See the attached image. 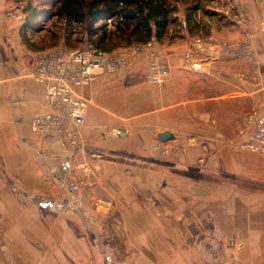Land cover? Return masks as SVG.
<instances>
[{
  "label": "crops",
  "instance_id": "1",
  "mask_svg": "<svg viewBox=\"0 0 264 264\" xmlns=\"http://www.w3.org/2000/svg\"><path fill=\"white\" fill-rule=\"evenodd\" d=\"M4 4L0 0V170L13 178L6 183L0 176V264H99L91 225L105 236L115 234L120 245L108 251H115L120 264H264V174H248L259 186L201 182L195 199L187 182L177 184L171 176L160 182L163 165L154 150L162 131L196 136L206 145L191 146L170 165L242 176L233 159L246 155L225 140L238 128L242 111L264 94L255 81L238 76L252 69L249 60L200 54L185 62L195 38L184 31L154 43L169 74L153 82L149 50L142 46L131 66L77 87L87 109L81 149L72 152L54 132L31 130L32 118L46 111L44 84L28 74L38 47L22 40L19 26L5 18ZM208 31L221 39L215 27ZM256 48L264 49V43ZM200 61L198 69L185 64ZM112 129L121 134L109 135ZM202 155L204 168L198 163ZM80 165L104 170L93 193L112 196L114 213L90 212L61 187L69 170ZM150 170L152 181L128 175ZM79 206L80 213L74 209ZM198 237L200 251L194 248Z\"/></svg>",
  "mask_w": 264,
  "mask_h": 264
},
{
  "label": "rangeland",
  "instance_id": "2",
  "mask_svg": "<svg viewBox=\"0 0 264 264\" xmlns=\"http://www.w3.org/2000/svg\"><path fill=\"white\" fill-rule=\"evenodd\" d=\"M4 2L5 4L3 12L5 18L8 21L14 23L17 27L19 26V34L22 40H25L26 44H28L29 46L33 45L34 47H38V49L34 51V55L40 53L41 51L53 50L60 45H66L68 48L73 50L81 47L82 43L79 40H81L80 38H82V33H80L78 26L74 25L68 27L63 20H59L55 17H49L39 19L38 22H35L34 24L35 26H37L35 30H24L22 29V26L25 19L22 21H17L8 17L7 15V10L11 5H18L20 10L26 17L27 12H25L24 9L27 8L28 4L34 6L37 5L40 0H4ZM190 2L191 0H176L175 2L177 6V13L175 16L177 19L174 23L171 24L170 29H172V32L175 33L176 37H180L178 33H182L187 30L185 28V14L186 8L192 6ZM198 5L200 6V8L198 11L193 13V20H197L200 25H202V28L199 31L194 32L191 36L196 40H207V48L209 49V46L211 47L209 51L212 55L229 57L235 56L249 60L252 69L248 72L242 70L241 73H238V76L242 79V81H255L257 91H263L264 93V49L261 50L256 48L257 51L254 49V45L256 43L257 45H261L262 43H264V0H200ZM206 10L208 11L206 12ZM254 13H257L256 17L254 16ZM102 22L103 21H100L98 25L102 24ZM106 24L108 28L112 26L111 18L106 19ZM210 26L216 28V31L221 36V39H212V36L208 31ZM234 31H237L238 34L240 33V35H238V37L236 38L231 37ZM86 38L84 40H87ZM192 43L193 42H191V44ZM212 44H214L215 46ZM135 46L137 45H133L130 47L119 46L109 52H118L125 49L132 50ZM207 48L205 47L202 49L203 51H199L200 54L207 55L209 52ZM140 51L141 50H133L131 52L132 62L129 64V66L134 63V58ZM259 55H262L263 57L260 58ZM193 58H196V56H194ZM185 64L189 68L198 69L201 66V61L195 63L199 65L198 68L195 67L194 64ZM129 66H126L125 68ZM31 68L32 67H30L28 72L29 75ZM249 117L252 118V124L250 127L246 128V121H248ZM235 130L236 131L233 132L227 138V140H225L226 145L232 150L243 152V154H245L246 156L244 157L240 155L234 159H227L226 161L233 159V161L235 162V169L237 168L236 170H240L242 176L235 177L236 175L229 173L227 170H196L185 165H170L173 164L172 161L175 158H177L181 154L186 153L191 146L197 145L198 143L201 145H206V141L203 142L196 136L177 135L173 136L172 139L163 142L160 141L159 138H157L154 144V150L157 153L158 160L161 162V165H163L162 170H159V172L161 173V176H159L160 182H167L166 178H168V176H171L177 184H185V182H187L189 185H192V194L193 198L195 199H199V184L201 182L250 183V185H261L259 184L260 182L258 180H252V178L248 176V174L251 176L258 174L259 172L264 174V150L252 151L250 149L241 147L240 143L243 141L264 143V94H262L261 100L258 99L256 105L251 106L250 108H246L244 109V111H242L239 126ZM205 150H208V148L206 147ZM206 161L207 159L203 155L198 159V163L202 164L203 168L205 167ZM82 167L83 166L81 165L80 167L78 166L80 170H69V174L64 180L61 178V175L60 180H63L64 182V185L61 184V187H66V189H68L67 191L69 192L70 197L72 196L76 200H82L81 202L86 204L90 212H96L102 217L114 213L115 209L113 207V201H115V199L112 196L103 195L104 197H102L99 195L96 196L93 193V188L99 183V179L104 170L102 172L100 171L101 173H96L94 170H82ZM7 171L8 170H0V176L3 179V182L10 183L8 178H13V175H8ZM151 171L152 170L147 171V173L130 171L128 172V175L131 178H138L140 180H143L144 182H147L152 181L153 174H151ZM55 174L56 173H53V176ZM125 176L127 177V175ZM16 182H18V179L16 180ZM18 193L19 197H23L22 195H20L21 192L18 191ZM179 198H181L182 200V198L184 197ZM74 209L78 211V213H80V210L83 209V207H74ZM83 215L85 217H88L87 213ZM83 229L85 230L81 229L82 232L87 231V228L85 226L83 227ZM90 230L91 232H93V236L95 237L96 245L98 247V254H96L95 258L96 260H98V263L120 264L118 262V256L114 255L115 251H108V249L110 248L115 250V248L120 245L119 240L117 239L115 234L111 233L105 236L102 230L100 231L98 227L97 229H95L93 225H91ZM194 244V248L200 251L202 248L201 238H196V240H194Z\"/></svg>",
  "mask_w": 264,
  "mask_h": 264
},
{
  "label": "built area",
  "instance_id": "3",
  "mask_svg": "<svg viewBox=\"0 0 264 264\" xmlns=\"http://www.w3.org/2000/svg\"><path fill=\"white\" fill-rule=\"evenodd\" d=\"M7 15L17 21L25 19V15L18 5H11L7 10ZM206 41L202 39L192 41L190 49L184 54L185 60L190 61L191 58L200 54L199 51L207 48ZM154 43L155 40H150L146 44L135 46L132 50L109 52L84 42L78 49L73 50L66 45H60L53 50H45L36 54L30 75L36 82L44 84L46 111L32 118L31 130L36 133L52 130L55 132L57 140L65 148L72 152L81 149L79 129L85 120L87 100L79 95L77 87L89 84L97 74L113 73L129 66L132 62L131 52L141 50L142 46L149 50V80L164 81L169 74V69L163 61L161 53L153 49ZM210 48V46L209 49L207 48L208 51ZM208 55L217 56L212 55L210 51ZM195 63L198 62H190L198 68L199 65ZM246 124V128L251 126V117L248 118ZM108 133L112 136L121 134L120 130L115 129L109 130ZM240 146L252 151L264 150L263 142L243 141ZM82 170L87 169L82 167Z\"/></svg>",
  "mask_w": 264,
  "mask_h": 264
},
{
  "label": "trees",
  "instance_id": "4",
  "mask_svg": "<svg viewBox=\"0 0 264 264\" xmlns=\"http://www.w3.org/2000/svg\"><path fill=\"white\" fill-rule=\"evenodd\" d=\"M175 2L176 0H40L37 5L28 4L24 9L27 14L22 29L35 30L37 26L34 23L39 19L55 17L63 20L68 27L78 26L82 33L79 40L81 43L88 42L106 51L119 46L146 44L150 40L163 43L176 37L170 29L177 19ZM199 2L200 0H191L192 6L186 8L185 28L190 36L202 28L197 20H193V13L200 8ZM108 18L112 20L109 28L106 24ZM100 21L103 22L98 25Z\"/></svg>",
  "mask_w": 264,
  "mask_h": 264
},
{
  "label": "water",
  "instance_id": "5",
  "mask_svg": "<svg viewBox=\"0 0 264 264\" xmlns=\"http://www.w3.org/2000/svg\"><path fill=\"white\" fill-rule=\"evenodd\" d=\"M158 138L160 141H166L173 138V134L169 131H162L158 134Z\"/></svg>",
  "mask_w": 264,
  "mask_h": 264
}]
</instances>
